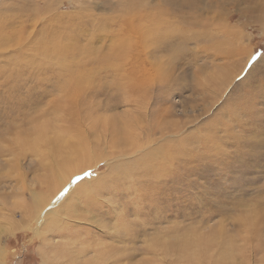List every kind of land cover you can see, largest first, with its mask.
Listing matches in <instances>:
<instances>
[{"label": "rangeland", "instance_id": "374dc122", "mask_svg": "<svg viewBox=\"0 0 264 264\" xmlns=\"http://www.w3.org/2000/svg\"><path fill=\"white\" fill-rule=\"evenodd\" d=\"M2 51L0 188L43 196L67 155L73 171L88 161L77 188L100 185L57 215L68 234L46 241L31 222L4 236L5 264H61L95 237L116 264H264V0H0ZM139 63L150 71L135 75ZM106 117L134 121L127 154L107 146ZM155 148L158 180L122 173Z\"/></svg>", "mask_w": 264, "mask_h": 264}, {"label": "bare ground", "instance_id": "6f19581e", "mask_svg": "<svg viewBox=\"0 0 264 264\" xmlns=\"http://www.w3.org/2000/svg\"><path fill=\"white\" fill-rule=\"evenodd\" d=\"M124 2H125V0H124ZM131 2V1H130ZM138 2V1H137ZM169 2V1H168ZM175 2V1H174ZM124 4V3H123ZM166 4H167V2H166ZM165 4V5H166ZM172 5V4H171ZM126 7H127V5H126ZM168 7V6H167ZM166 7V8H167ZM132 8V7H131ZM139 8V7H138ZM137 9V8H136ZM136 12H138V9L136 10ZM136 15H137V13H135ZM134 15V14H133ZM51 16V15H50ZM128 16V15H127ZM51 18V17H50ZM49 18V19H50ZM155 19H157V18H155ZM153 20V19H152ZM131 23V22H130ZM132 25V24H131ZM154 33V32H153ZM156 33V32H155ZM43 35V34H42ZM156 36V35H155ZM159 38V37H158ZM56 41L58 40V39H55ZM1 42H4V40L2 41V39H1ZM5 42H6V40H5ZM32 43H33V41H31ZM41 42V41H40ZM45 42V41H44ZM43 42V43H44ZM55 41H53L52 39H51V43H54ZM58 42V41H57ZM57 42H55L57 45L59 44V43H57ZM62 42V41H61ZM35 43H36V41H35ZM34 43V44H35ZM72 40H71V45H70V47L72 46ZM33 44V45H34ZM38 43H36V46H37V48H38V45H37ZM45 44V43H44ZM49 44V43H48ZM56 44H54V45H56ZM63 44V43H62ZM67 44H69V42H67ZM158 44H159V42H158ZM32 45V44H31ZM53 44H52V46H54ZM56 45V46H57ZM73 45L75 46V47H77L76 46V43H73ZM87 45V44H86ZM173 45V44H172ZM35 46V45H34ZM35 46V47H36ZM45 46H47V42H46V44H45ZM59 46V45H58ZM57 46V47H58ZM61 46H63V45H60V47L59 48H61ZM69 46V45H68ZM88 46V45H87ZM47 47H49V45L47 46ZM46 47V48H47ZM55 47V46H54ZM69 47V48H70ZM73 47V46H72ZM179 47V46H178ZM19 48V47H18ZM34 48V47H33ZM36 48V49H37ZM45 47H43V49H44ZM56 48V47H55ZM63 48V47H62ZM61 48V49H62ZM68 48V47H67ZM66 48V49H67ZM74 48V47H73ZM154 48H157V47H154ZM153 48V49H154ZM21 49V48H20ZM35 49V48H34ZM48 49H50V48H48ZM56 49H58V48H56ZM71 49V48H70ZM82 49H85V48H82ZM87 49V48H86ZM85 49V50H86ZM9 50V49H8ZM11 50V49H10ZM14 50V49H13ZM23 50H26V48H24L23 47ZM29 50V49H28ZM39 50H40V48H39ZM42 50V49H41ZM47 50V49H46ZM51 50V49H50ZM53 50V49H52ZM64 48L62 49V51L64 52ZM69 50V49H68ZM73 49H71V51H72ZM84 50V51H85ZM154 50H157V49H154ZM153 50V51H154ZM15 51V50H14ZM21 52H22V50H20ZM57 51V50H56ZM4 51H2V52H0V56L2 57V54L1 53H3ZM16 52V51H15ZM20 52V53H21ZM57 52H61V51H57ZM67 52V51H66ZM82 52H83V50H82ZM4 53H6V52H4ZM8 53V52H7ZM46 53V52H45ZM56 53V52H55ZM55 53H53V52H51V54H55ZM35 54V53H34ZM61 54V53H60ZM67 54V53H66ZM66 54H65V56H62V54L61 55H59V56H61L62 57V59H61V61L62 60H64L63 59V57H66ZM103 54V53H102ZM107 54V53H106ZM4 55V54H3ZM11 56L13 55V54H10ZM21 55V54H20ZM57 55V54H56ZM64 55V54H63ZM147 55V54H146ZM7 56H8V54H7ZM7 56H5V57H7ZM32 56V55H31ZM34 56V55H33ZM47 57L49 56V57H51L50 55H46ZM148 56V55H147ZM153 56V55H152ZM9 57V56H8ZM36 57V55L34 56V58ZM58 57V56H57ZM106 57V56H105ZM104 57V58H105ZM142 57V56H141ZM10 58V57H9ZM8 58V59H9ZM37 58V57H36ZM139 58V57H138ZM137 58V59H138ZM148 58V57H147ZM146 58V59H147ZM52 59V58H51ZM66 59V58H65ZM73 59H75V58H73ZM79 59H80V57H79ZM143 59V58H142ZM145 59V58H144ZM159 59V58H158ZM34 60H36V59H34ZM40 60V59H39ZM53 60V59H52ZM55 60V59H54ZM60 60V59H59ZM67 60V59H66ZM65 61V60H64ZM64 61H62V62H64ZM146 61L147 60H145V61H143V63H146ZM29 62H30V60H29ZM32 62V61H31ZM41 62V61H40ZM66 63H67V61H65ZM63 63V64H66V63ZM76 62V61H75ZM150 62V61H149ZM17 63H18V61H17ZM16 63V64H17ZM33 63V62H32ZM31 63V64H32ZM137 63H138V61H137ZM61 64V63H60ZM62 64V65H63ZM68 64V63H67ZM58 65H59V63H58ZM69 66L71 65V64H68ZM78 65V64H77ZM31 66V65H30ZM69 66H68V68H69ZM76 66V65H75ZM23 67V66H22ZM136 67V69L133 67V70H132V72H135V75H137L139 72H142V74L143 73H148V71H150L149 69H147V67H149V66H141V64L139 63V65L138 66H135ZM4 68V67H3ZM73 68H75V67H73ZM5 69V68H4ZM33 69V68H32ZM41 69V68H40ZM71 69V68H70ZM36 70V69H35ZM73 70V72H74V69H72ZM71 70V71H72ZM129 70V69H128ZM152 70L154 71V66H153V64H151V72H152ZM0 71H1V69H0ZM2 71H3V69H2ZM77 71V70H76ZM72 72V73H73ZM81 72V71H80ZM82 72H83V70H82ZM8 73V72H7ZM35 73V72H34ZM20 74H22V73H20ZM82 74V73H81ZM8 75V74H7ZM10 75V74H9ZM14 75V74H13ZM17 75V74H16ZM134 75V74H133ZM155 75L156 74H154V77H155ZM19 76V75H18ZM8 77V76H7ZM81 78H82V75L80 76ZM2 78V77H1ZM72 78V77H71ZM75 78V77H74ZM4 79V78H3ZM10 79V78H9ZM8 79V80H9ZM7 80V79H6ZM1 81V80H0ZM3 81V80H2ZM18 81V80H17ZM55 83V82H54ZM105 88V87H104ZM163 92V91H162ZM162 92H160V93H162ZM164 93V92H163ZM0 94H2V93H0ZM161 96H162V94H160ZM74 96V95H73ZM93 96V95H92ZM160 96V97H161ZM162 97H164V96H162ZM1 99H2V97H1ZM4 99V98H3ZM119 98H117V100H118ZM119 101V100H118ZM115 102V101H114ZM120 102V101H119ZM121 102H122V100H121ZM3 103V102H2ZM9 103V102H8ZM6 105H8L7 103H5ZM10 104V103H9ZM117 105V104H116ZM118 106V105H117ZM161 107V106H160ZM165 107V106H164ZM163 106H162V108H164ZM106 108V107H105ZM111 108V107H110ZM110 108H109V110H110ZM165 109V108H164ZM3 110V109H2ZM15 110H16V107H15ZM161 110V109H160ZM12 111V110H11ZM13 112V111H12ZM161 112V111H160ZM11 114V113H10ZM92 114V113H91ZM169 114V113H168ZM86 115V114H85ZM87 116V115H86ZM109 116V115H108ZM89 117V116H88ZM105 117V116H104ZM164 117V116H163ZM106 118H108V117H106ZM106 118H104V119H106ZM5 119V118H4ZM10 119V118H9ZM8 119V123H9V120ZM84 119H85V117H84ZM90 119V118H89ZM109 119V118H108ZM116 119V118H115ZM94 121V120H93ZM97 121H98V119H97ZM96 121V122H97ZM119 120H114L113 118L112 119H109L108 121H106L105 123L107 124L106 126H108L110 129H111V136H110V140L108 141V144H107V146L108 147H113V148H117L116 149V151L114 152V155L115 156H117L116 154H118V155H124V154H127V152L129 151V149H130V145H131V142H132V138L133 137H135L134 135H136L135 133H133L134 132V127H132V125H133V120H123V121H121V125H119V122H118ZM99 125L101 124V123H98ZM164 124H165V122H164ZM98 125V126H99ZM156 125V124H155ZM105 126V127H106ZM153 126V125H152ZM157 126V125H156ZM94 127V126H93ZM154 128V127H153ZM165 128H166V126H165ZM19 129V128H18ZM17 129V130H18ZM155 129V128H154ZM159 129V128H158ZM98 130V129H97ZM96 130V131H97ZM155 130H157V128L155 129ZM99 131V130H98ZM101 131H102V129H101ZM105 131H107V129L105 130ZM160 131V130H159ZM44 132V131H43ZM61 133V132H60ZM108 133H109V131H108ZM133 133V134H132ZM54 137V136H53ZM31 138V137H30ZM21 139V138H20ZM36 139V138H35ZM34 140V139H33ZM38 140V139H37ZM44 140H45V137H44ZM63 139L61 138V137H59V136H55L54 138H52V139H50V141H51V144H52V147H57L58 146V144H59V142H61ZM35 142V141H34ZM42 142H47V141H42ZM105 142H106V140H105ZM41 143V142H40ZM32 144V143H31ZM36 145V144H35ZM47 145V144H46ZM57 145V146H56ZM137 145V144H136ZM178 145V144H177ZM31 147H32V145H31ZM158 147V146H157ZM32 148H34V147H32ZM29 149V148H28ZM35 149V148H34ZM33 149V150H34ZM72 150V152H74V153H77V150H76V148H71ZM159 149H161V148H159ZM36 152H38V151H36ZM156 152H159V150L157 149L156 150V148L152 151V152H147V153H145V155L143 156V157H140V158H137L134 162H132L131 163V165L130 164H126L125 165V169L123 170L124 172H122V173H126L127 174V176H130V177H132V178H134V177H136L135 176V174H137V172L139 171V172H141V175H142V177L144 178H147V179H149V178H151V181H153V180H158V178H160L161 177V170L159 169V167L158 166H156L153 162H152V158L151 157H155L156 156ZM54 153V152H53ZM56 153V152H55ZM58 153V152H57ZM95 153V155L97 154L96 152H94ZM109 153V152H108ZM108 155V154H107ZM51 156H52V154H51ZM53 157V156H52ZM51 158V157H50ZM47 159V158H46ZM56 160H58V161H56V163L55 164H52L51 166H49L48 168H47V172H48V174L47 175H45L44 176V181L46 182V186H44V188H42L44 191H45V193H44V195L42 196L41 194H39L40 192H38L37 191V188L35 187V189H33L32 190V192H31V194L29 195L30 196V200L29 201H27V197H25L24 195H25V192H23V193H20V194H18V193H16L15 191V189H18L19 188V186L17 185V187L15 188L14 187V191L12 192V193H9V190H11V189H13V188H11V189H9L8 191H7V189L6 188H0V264H5V262L3 261V258H2V255H3V253H2V247H1V242H2V238L4 237V236H6V235H8V234H13V233H15L17 230H19V229H22V228H24V223H31V222H35L36 224H37V228H35V232L37 233V234H39L40 235V237L42 236V238H43V240H46V241H50L51 240V236H53V234H58V235H62V234H68V233H66V231H67V225H65V226H63L64 224V222L63 221H65V219H66V217L65 216H62L60 219H59V217L57 216V215H59V213L61 212V211H63L64 210V205L66 204V202L69 200V203H71V201L73 202V201H76L77 199H78V196H80L81 198H83L84 196L86 197V196H88V195H90L91 193H96L97 191L96 190H98V187H97V185H99V184H96V186L95 185H93V183L91 184V181H88L87 182V180H83V181H81V182H85V184H84V186H82V187H80V188H77L76 186H77V184H75L76 183V180H75V183L72 181V176L75 174L76 175V173H78V172H80L81 170H85L86 168H87V166H88V161H84V162H78V164L74 167L75 169V171H73L72 169V167H71V162L73 161L72 159H71V156L70 155H67L66 156V158H61L60 160L59 159H56ZM154 160V159H153ZM46 161V160H45ZM48 161V160H47ZM50 163H51V159H50ZM49 163V164H50ZM41 164H43L42 163V160H41ZM118 164V163H117ZM120 164H122V163H120ZM46 165V164H45ZM112 165V164H111ZM123 165V164H122ZM108 166H110V165H108ZM115 166H116V163H115ZM80 167V168H79ZM114 167V166H113ZM116 167H118V166H116ZM119 167H121L120 165H119ZM119 167L118 168H112V171L114 172V173H118L119 172ZM124 167V166H123ZM44 168H45V166H44ZM77 168H79L78 170H77ZM109 168V167H108ZM119 169V170H118ZM121 169H122V167H121ZM73 171V172H72ZM108 171H111V169L110 170H108ZM108 171H107V173H108ZM70 172H72V173H70ZM113 172H112V174H113ZM2 174V173H1ZM84 174V173H83ZM87 174V173H86ZM119 174V173H118ZM121 174V173H120ZM140 174V173H139ZM139 174H138V176H139ZM7 175V174H6ZM19 175V174H18ZM78 175V174H77ZM106 175V174H105ZM115 175H117V174H115ZM140 175V176H141ZM2 177V176H1ZM4 177H5V175H4ZM3 177V178H4ZM20 177V176H19ZM77 177V176H76ZM121 177V176H120ZM21 178H22V176H21ZM20 178V179H21ZM43 178V177H42ZM74 178V177H73ZM100 177L98 176V178H97V180L99 179ZM103 178H104V176H102V180H103ZM126 178V177H125ZM132 178H130L131 179V181L130 182H132ZM20 179H19V181H20ZM124 179V178H123ZM122 179V180H123ZM129 179V178H128ZM1 180V179H0ZM35 180V179H34ZM101 180V179H100ZM104 180H105V178H104ZM108 180V179H107ZM112 180V179H111ZM133 180H136V182H137V180H138V178L137 179H133ZM4 181V180H3ZM13 181V180H12ZM21 181H22V179H21ZM21 181H20V183H21ZM23 181H25V180H23ZM117 181H118V179H117ZM128 181V180H127ZM150 181V182H151ZM34 182H39L38 184H42L41 182H40V180H35ZM80 182V183H81ZM104 182H106V181H104ZM5 183V182H4ZM3 183V184H4ZM13 183H15V182H13ZM12 183V184H13ZM17 183H18V181H17ZM78 183V182H77ZM95 183V182H94ZM103 183V182H102ZM112 183V182H111ZM137 183H139V182H137ZM136 183V184H137ZM141 183V182H140ZM145 183H147V182H145ZM149 183V182H148ZM10 184V183H9ZM112 184H114L115 185V181L112 183ZM142 184V183H141ZM5 185H7V184H5ZM113 185V186H114ZM139 185V184H138ZM143 185V184H142ZM145 185V184H144ZM25 186V185H24ZM100 186V185H99ZM101 186H102V184H101ZM118 186V185H117ZM140 186V185H139ZM7 187V186H6ZM10 187V186H9ZM75 188H77V189H75ZM141 188V187H140ZM142 188H144L143 186H142ZM141 188V189H142ZM140 189V190H141ZM83 190V191H82ZM137 190H139V189H137ZM137 190H135V191H137ZM25 191V190H24ZM48 191H50L49 193H47ZM84 191H85V195H84ZM102 191V190H101ZM142 191V190H141ZM144 191V190H143ZM54 192V194H53V196H54V198H55V196L59 193L60 194V196L59 197H57V199H51L52 197L51 196H49V194L50 193H53ZM81 192H83V195L81 196ZM145 192V191H144ZM100 193V192H99ZM110 193H112V192H110ZM137 193V192H136ZM135 193V194H136ZM139 193V192H138ZM137 193V195L136 196H139V194ZM133 194V193H132ZM142 194H144L143 192H142ZM92 195V194H91ZM130 195V194H129ZM70 196V198L68 199V197ZM150 196V195H149ZM122 197H124V196H122ZM142 197V196H141ZM146 197H147V195H146ZM154 197V196H153ZM90 198H92V196L90 197ZM90 198H87V200L88 201H90V202H92V201H94V200H92L91 201V199ZM126 198H128V199H130L129 197H126ZM138 198V197H137ZM143 198V197H142ZM145 198V197H144ZM150 198V197H149ZM85 199V198H84ZM83 199V200H84ZM124 199V198H123ZM155 199V198H154ZM153 199V200H154ZM146 200V199H145ZM149 200V199H148ZM147 200V201H148ZM156 200V199H155ZM81 201V200H80ZM127 201V200H126ZM140 201H142V200H140ZM84 202H86V201H84ZM88 203V205L93 209V207H94V204L93 203ZM99 202H101V201H99ZM155 203V202H154ZM80 204V203H79ZM107 204V203H106ZM124 204H126L127 205V203H124ZM137 204V203H136ZM139 204V203H138ZM144 204V203H143ZM95 205H96V203H95ZM102 205H103V203H102ZM101 205V206H102ZM125 205V206H126ZM58 206V207H57ZM100 206V207H101ZM142 206V205H141ZM147 206H149V205H147ZM66 207V206H65ZM96 207V206H95ZM94 207V208H95ZM122 207V206H121ZM128 207V206H127ZM138 207H140V206H138ZM144 207V206H143ZM146 207V206H145ZM99 208V207H98ZM125 208V207H124ZM124 208H122L123 209V211H124ZM150 208V207H149ZM102 209V208H101ZM127 209V208H126ZM142 209V208H141ZM95 210V209H94ZM100 210V209H99ZM129 211H131L130 209H128ZM140 210V209H139ZM84 211V210H83ZM86 211V210H85ZM96 211H98L97 209H96ZM104 211V210H103ZM122 211V212H123ZM126 211V210H125ZM20 212V216L22 217V220L19 222V221H17L16 219H17V217H18V213ZM88 212V211H87ZM86 212V213H87ZM91 212V211H90ZM100 212V211H99ZM110 212V211H109ZM114 212V211H113ZM117 212V211H116ZM118 212H121V211H118ZM121 212V213H122ZM128 212V211H127ZM75 213V212H74ZM77 213V212H76ZM83 213V212H82ZM82 213H80V214H82ZM101 213H103L104 214V212H101ZM112 213V212H111ZM56 214V215H55ZM84 214V216L83 217H85V219H86V214H85V212L83 213ZM92 214V213H91ZM106 214V213H105ZM109 214V213H108ZM118 214V216H119V213H117ZM122 214H124V213H122ZM127 214V213H126ZM144 214V213H143ZM79 215V214H78ZM121 215V214H120ZM139 215H140V212H139ZM111 216V215H110ZM113 216V215H112ZM124 216V215H123ZM127 217L129 216V214H127L126 215ZM127 217H125V218H127ZM111 218V217H110ZM124 219V218H123ZM70 220V219H69ZM90 220L92 221V227H95V226H97V227H99V225L100 224H94V223H100V221L101 220H98V219H95V214L94 215H91L90 216ZM127 220V219H126ZM86 221V220H85ZM90 221V222H91ZM124 221V220H123ZM61 222V224L62 225H60L59 223ZM63 222V223H62ZM66 224V223H65ZM85 224H87V223H85ZM89 224V223H88ZM105 224V223H104ZM30 226V225H29ZM77 226V225H76ZM76 226H74V227H76ZM83 226V225H82ZM88 226V225H87ZM91 226H89V227H91ZM25 227H27V226H25ZM84 227V226H83ZM91 227V228H92ZM106 227H108V226H106ZM71 228V227H70ZM69 228V229H70ZM73 228V227H72ZM85 228V227H84ZM81 229H82V227H81ZM93 229V228H92ZM95 229V228H94ZM109 229H111V227L109 228ZM99 230V229H98ZM103 230V233L106 235V230H104V229H102ZM112 230V229H111ZM109 231V234L111 235V233H112V231ZM78 231V230H77ZM76 231V232H77ZM89 230L86 228V229H83L82 231H79L78 232V234H81L82 232L84 233V234H86L87 232H88ZM92 231V230H91ZM73 233V232H72ZM96 234H97V232H96ZM101 237V236H100ZM110 237V236H109ZM102 238V237H101ZM101 238H99V237H95V238H93V240H91L90 242H88V243H85V242H83L82 243V245L80 246V248L81 249H73V248H71L70 250L71 251H68V252H70V254H68L67 255V257L69 256V258H67V260H64V262H61V264H111L110 263V260H116V258L113 256V255H111V250L109 249V247H108V245L106 244V242L104 243V239H101ZM229 240V239H228ZM234 243V242H233ZM62 244H64V243H62ZM91 244V245H90ZM263 246V245H262ZM264 247V246H263ZM69 249V248H68ZM228 249V248H227ZM64 250L62 249V251L61 252H63ZM55 252H59V251H55ZM231 252V251H230ZM87 253H90V258H87L86 257V255H87ZM106 253H107V255H106ZM63 254V253H62ZM61 255V254H60ZM232 255V254H231ZM228 256V255H227ZM57 257V256H56ZM190 257V256H189ZM188 257V258H189ZM58 258V257H57ZM183 259V258H182ZM190 259V258H189ZM188 259V260H189ZM44 260H46V259H44ZM184 260V259H183ZM63 261V260H62ZM117 261L118 260H116V261H114L112 264H116L117 263ZM176 264V263H175Z\"/></svg>", "mask_w": 264, "mask_h": 264}]
</instances>
